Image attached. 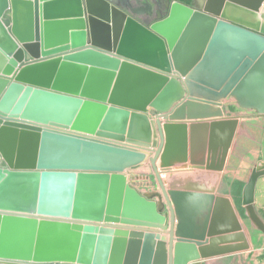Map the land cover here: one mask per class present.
<instances>
[{"label":"water","instance_id":"95a60500","mask_svg":"<svg viewBox=\"0 0 264 264\" xmlns=\"http://www.w3.org/2000/svg\"><path fill=\"white\" fill-rule=\"evenodd\" d=\"M125 1L0 0L1 260L112 264L135 243L132 264H155L150 235L168 236L159 264L249 249L216 195L240 124L220 102L264 118V0L175 1L148 24ZM3 127L43 131L35 162L4 156ZM23 147L15 136L12 155ZM144 153L168 215L122 173ZM263 175L252 171L244 205Z\"/></svg>","mask_w":264,"mask_h":264},{"label":"rangeland","instance_id":"374dc122","mask_svg":"<svg viewBox=\"0 0 264 264\" xmlns=\"http://www.w3.org/2000/svg\"><path fill=\"white\" fill-rule=\"evenodd\" d=\"M220 104L224 112V118H238L240 125L232 146L231 155L233 157L230 166L226 170L229 172L222 179L216 194L228 197L232 201L242 225V230L248 240L249 249L240 251L241 253L229 258L218 260H211L210 258V260H202L195 264H264V231L262 229L264 227V207L259 202L261 197L256 196L255 192L254 203L250 206L243 204L244 188L250 179L252 171L258 167L264 168V118L257 116L254 111L240 108L232 98L222 100ZM152 110L153 108L149 107L148 111ZM235 155L237 156L236 159ZM186 169L187 166H178L175 168L176 171L172 172L175 173ZM123 174L126 175L132 188L149 200L158 202L161 205V212L165 215L169 214L161 188L150 163H145L139 168L127 170ZM163 177L164 182L168 185L166 182L167 174H163L162 179ZM263 180L264 175L258 179L257 183L259 182L260 185ZM235 243L236 241L231 244Z\"/></svg>","mask_w":264,"mask_h":264},{"label":"bare ground","instance_id":"6f19581e","mask_svg":"<svg viewBox=\"0 0 264 264\" xmlns=\"http://www.w3.org/2000/svg\"><path fill=\"white\" fill-rule=\"evenodd\" d=\"M149 109V108H148ZM2 133V143L1 148L2 152L5 154L6 158L14 159V163L17 166H28L31 163L35 162L37 157L31 153L30 148L35 147V149L38 147L41 136L43 135V131L36 132L25 128H12V127H3L1 130ZM15 136H18L19 138L24 139V147L21 151L20 158L18 153H14V156L12 155V141ZM25 157L27 159H25ZM153 157L150 154L144 153L141 157L137 158V162L135 163V166L133 168H124V171L122 173H125V171L139 168L145 163L150 161V158ZM159 167V166H158ZM163 175V173H162ZM161 175V177H162ZM164 181V179H163ZM82 211H86V207L82 209ZM122 235L128 236L127 232H122ZM125 238V237H124ZM166 238V239H165ZM167 240V237H161L158 235H150L146 239V243H144L147 247H149V253L152 254V260L153 263L159 264L161 263L162 259V253L164 252V241ZM137 252L136 244L134 243L133 247L130 249V251L127 253L124 250H118L113 254L112 257V264H132L133 259L135 257V253ZM127 253V255H126ZM160 261V262H159ZM1 263H8V264H32V263H19V262H13V261H6L0 259ZM35 264V263H33ZM54 264H77V263H54Z\"/></svg>","mask_w":264,"mask_h":264},{"label":"flooded vegetation","instance_id":"af4514ba","mask_svg":"<svg viewBox=\"0 0 264 264\" xmlns=\"http://www.w3.org/2000/svg\"><path fill=\"white\" fill-rule=\"evenodd\" d=\"M180 2L188 7L194 8L196 0H136V2L125 1L120 6L135 13V18L142 23H150L157 19L156 11L160 9L162 15H166V7L173 2Z\"/></svg>","mask_w":264,"mask_h":264},{"label":"crops","instance_id":"0c3cea01","mask_svg":"<svg viewBox=\"0 0 264 264\" xmlns=\"http://www.w3.org/2000/svg\"><path fill=\"white\" fill-rule=\"evenodd\" d=\"M146 24H148V23H146ZM223 111V110H222ZM217 119H222V118H215V120H217ZM214 120V119H213ZM166 121H164V120H162V123H165ZM197 121H182V122H179V123H181V124H187L188 125V127L191 125V124H195ZM207 122H211V121H207ZM205 123V122H204ZM240 125V124H239ZM238 129H239V126H238ZM237 132H238V130H237ZM236 135H237V133H236ZM235 138H236V136H235ZM235 141V140H234ZM233 146V145H232ZM238 148V147H237ZM236 149V148H235ZM239 149V148H238ZM231 151H232V147H231V149H230V151H229V153H228V156H227V159H226V163H225V167H224V170L221 172V175H220V180H219V184H218V187H217V190H216V192L218 191V188L220 187V183H221V181H222V179L224 178V176H225V174L226 173H228L226 170H227V168L230 166V163H231V160H232V155H231ZM235 151V150H234ZM236 155H235V159H236ZM235 159H234V161H235ZM156 165L157 166H159L160 165V160H158L157 161V163H156ZM189 165H190V163L188 162L187 164H181V165H176V166H174V167H172V171H176L175 170V168H177L178 166H187V169L186 170H180L181 172H186V171H188L189 170ZM178 171V170H177ZM231 171V170H230ZM233 171V170H232ZM179 172V171H178ZM194 172H196V170H194ZM163 179H164V177H163ZM165 181V180H164ZM263 183H261L260 185H259V182L257 183V187H256V190H255V192H256V196L258 195L259 197H261L260 199H259V202L262 204L261 206L262 207H264V180L262 181ZM168 186V185H167ZM217 195V194H216ZM218 196V195H217ZM221 196H223V195H221ZM223 197H225V196H223ZM228 198V197H227ZM231 201V200H230ZM232 202V201H231ZM233 204V203H232ZM167 238H168V236H166ZM236 243H238V242H236ZM237 253H241V252H234V253H230V254H226V255H223V256H219V257H215V258H211V260H213V259H216V260H218V259H224V258H229V257H231V256H233V255H235V254H237ZM205 260H207V259H205ZM208 260H210V259H208Z\"/></svg>","mask_w":264,"mask_h":264}]
</instances>
